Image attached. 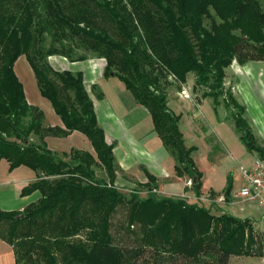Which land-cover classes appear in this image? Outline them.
Returning a JSON list of instances; mask_svg holds the SVG:
<instances>
[{
    "label": "trees",
    "instance_id": "16d2710c",
    "mask_svg": "<svg viewBox=\"0 0 264 264\" xmlns=\"http://www.w3.org/2000/svg\"><path fill=\"white\" fill-rule=\"evenodd\" d=\"M86 53L104 59V77L112 73L148 111L174 160L175 175L191 181L196 197L202 187L192 158L196 147H186L181 115L167 106L168 76L185 84L193 74V90L202 89L214 111L221 100L226 108L237 107L233 123L239 141L264 161V147L242 118L245 108L224 87L233 61H264L260 0H0V161L10 170L26 166L36 172L22 195L41 194L22 211H0V237L13 248L14 264H135L147 248L155 257L167 254L195 264L250 256L258 240L249 219L215 215L184 199H157L156 179L148 173L145 185L153 188L146 199L136 194L128 199L119 191L113 145L98 125L83 73L57 71L48 62L52 56L81 62ZM21 56L63 128L45 127L44 112L28 104L14 72ZM92 92L103 98L97 85ZM74 131L89 140L95 158L79 150L59 157L47 148L46 137ZM94 167L105 171L106 180L96 178ZM222 195L228 204L231 188ZM210 196L217 195L211 191ZM122 205L128 208L126 230L135 235L134 248L114 244L110 232L111 216ZM135 227L138 235L131 230Z\"/></svg>",
    "mask_w": 264,
    "mask_h": 264
},
{
    "label": "crops",
    "instance_id": "0c3cea01",
    "mask_svg": "<svg viewBox=\"0 0 264 264\" xmlns=\"http://www.w3.org/2000/svg\"><path fill=\"white\" fill-rule=\"evenodd\" d=\"M51 58L52 61H50V64L57 71L60 69L59 71L68 70L71 72L83 73L84 85L93 102L98 125L104 132L106 143L113 145L112 151L116 164V178L114 184L117 188L126 187L135 183L145 184L148 181L146 176V173H148L156 179V191H158L161 195H167L168 197H178L181 195V197L185 196V199L190 200L195 198L193 195L194 193H192L190 190V186L187 185V182L190 180L187 177H177L175 175L174 160L164 150L160 139L157 137L150 114L143 106L138 105L134 101L132 95L128 90H126L122 82L119 81L120 84L118 83L119 85L117 84L114 86L112 80H114L115 77L110 76L109 78H105L102 74V69H100L97 66V63H94L92 59L81 62H70L67 59L58 56H52ZM17 60L18 61L14 64V72L22 84L28 83V88H24L25 85L23 86L28 104L36 106L44 112L45 127L58 126L63 128L60 119L55 115L50 104L40 96L36 87L33 72L26 59L21 56ZM17 64H19L20 67H17ZM237 65L242 67V72L244 75L241 77V79H239L237 84L231 83L230 87L233 91L232 94L234 98L238 99L240 102H243V104L246 106L244 100H247L250 89L253 91V93H255V95H257V99H259L260 102L264 104V78L262 76V71L264 70V61H249L244 65ZM27 73L30 74V76L27 75ZM30 81H32V84ZM190 82L191 90L193 91L194 76H187L186 83L183 85L186 86ZM94 85H97L102 91V99L97 98L96 94L92 92V86ZM117 86L120 88V91L118 90ZM177 94L179 95L180 99H176V96H171V99H168L167 106L174 114L182 116L180 111L189 109L188 107L191 97L189 90H187L186 87L183 88V93L181 92ZM185 95L187 97H185ZM183 99L186 100L185 103L182 102ZM169 100H171V108L169 106ZM257 103L259 104L258 101ZM255 107L257 108L259 106L256 104ZM173 110L179 114L175 113ZM198 110L200 109H193L192 111L196 112ZM206 111H204V115H206L205 117L207 119L208 129L213 128L217 134H222L221 131H223L225 126L222 125V121L218 122V119H215V115H217L215 113L216 111L213 109L214 114L211 112V110H209L208 113ZM246 116H248V118L251 117V120L248 119L250 122L249 125L253 130L252 133L256 141L259 145L264 147V112L261 111L260 113H256L254 116L252 112L247 109ZM131 117L133 120L135 117L137 118L136 123L145 121L142 122L144 125L139 123L132 124L131 121H128ZM185 125L188 127L186 133H188L189 136L190 134L192 136L187 137V139L193 140L194 137L199 138L202 135L201 137L203 140H205L204 134L207 130L201 125L200 122L194 118L192 120L186 118L184 121V126ZM195 125H197V127L199 125V131L196 130ZM182 135L184 138L185 135L183 133ZM236 139L237 141L233 140V146H229V148L227 147L233 159H238L246 151L243 144L239 141L238 136ZM44 141L47 145V148L57 154L59 157H63L64 154H69L71 150L85 151L90 153L94 158L96 157L89 140L83 134L76 131L63 138L49 136L46 137ZM184 142L188 148L196 147L195 145H189L186 143L185 138ZM252 154L255 155V160L259 159L256 153ZM262 162L264 163V161ZM253 163L250 166H252ZM94 169L97 170L99 168L94 167ZM36 179V172L30 168L26 166H19L13 170H10L9 163L6 160H1L0 211H22L29 204L38 201V199L41 197L39 191H34L29 195H22V190L24 187L28 186ZM209 187L212 186H208V189L204 194L201 191L202 196H207L211 191H215L210 190ZM179 189H181V192H176ZM212 189L214 188L212 187ZM220 189L222 188H219L218 192H215L217 195L215 202L221 204L220 207L223 210V207L227 204L224 202L222 195L223 190ZM236 193V191L231 192V200L229 202L230 204H232L233 200H235V202L246 203L250 205L247 213L242 214L244 216L240 215L244 218L240 219H249L255 231L264 233V207L259 205L254 200L242 199L238 197ZM211 210L213 211V208H211ZM223 212L225 211L223 210ZM232 257L233 256L230 258ZM14 263L15 258L13 248L0 237V264Z\"/></svg>",
    "mask_w": 264,
    "mask_h": 264
},
{
    "label": "rangeland",
    "instance_id": "374dc122",
    "mask_svg": "<svg viewBox=\"0 0 264 264\" xmlns=\"http://www.w3.org/2000/svg\"><path fill=\"white\" fill-rule=\"evenodd\" d=\"M260 2L262 5V8L264 9V0H260ZM80 53H84V51L81 50ZM86 55H87L86 60L92 59L94 63H97V66L100 69H102V72H103L102 74L104 76V71H105V66H106L105 60L102 58H98L94 54L86 53ZM50 61H52L51 57L48 58L49 64H50ZM237 64L236 62H233L232 65L227 69L226 78L224 80V87L227 90L231 86V83L237 84L239 79H241V77L244 75L242 72V67H239ZM18 66L19 64H17V67ZM27 75L30 76V74L28 73ZM191 75L193 76V74ZM191 75H188V76L191 77ZM262 76L264 78V70L262 71ZM112 81L114 83V86H116L118 83L120 84L119 80H117L116 77ZM30 83L32 84V81H30ZM263 83H264V79H263ZM23 86L24 88H28V83L23 84ZM184 87H186L187 90H189L191 99H190L189 107L188 106L187 107L191 110L184 109V111L182 110L180 111L182 113V116H181L182 118L179 122V127H180L181 132L185 135L184 138L186 140V143H188L189 145L196 146V150L192 154V158L196 164V167L200 170L203 176V185L201 189L202 193L204 194L206 192V190L208 189L207 188L208 186H212L214 188L212 189V187H209L210 190H215L213 191L214 193L218 192L219 188H222L220 190H224L228 186L231 188V192L233 191L237 192L239 188L243 185L242 171L243 170L247 171L248 169H250L251 168L250 165L256 159L255 155H253L252 153L246 152V151L238 159H233L230 152L228 151L229 146H233L232 145L233 140L237 141L236 137L238 135L236 134V131H235V127L233 123V116L238 115L239 109L235 107L234 105H231L230 103H229V107L226 108L225 107L226 101L224 100H221L220 105L216 107L215 113L217 115H215L216 117L215 116L214 117L215 119H218L217 120L218 122L222 121L223 123L222 125L225 126L223 131H221L222 134L220 133L222 135L221 136L219 133L217 134L213 128L208 129L207 119L205 117L206 115H204L205 114L204 111L206 110H207L206 111L207 113L209 110H211L212 113L214 112L213 102L210 99L202 96V93H203L202 89L192 91L191 82L185 86L183 84H179V82L176 81L172 76H168L167 83L164 85L165 93L167 94V103H168V99L169 98L171 99V96H176L177 97L176 99H180L177 93H181V92L183 93ZM118 90L120 91L119 87H118ZM231 92L233 93L232 89H231ZM234 99L237 101V104L239 106L242 107L244 105L243 102H240L236 98ZM256 100L259 102V104L257 103ZM244 101L246 103L247 108L244 105L245 113L242 116V118H244L249 125L250 124L249 120H251V117L248 118V116H246V110L247 109L250 110L252 114L255 116L256 113H260L261 111L264 112V104L261 103L259 99H257V95H255V93H253V91L250 89H249V96L247 97V100H244ZM182 102L185 103L186 100L183 99ZM255 102L259 107L257 108L255 107L256 106ZM171 105H172L171 100H169L170 108H171ZM193 109H200V110L193 112L192 111ZM173 111L177 113L175 110ZM186 118L191 119V120L194 118L195 120L201 123V125L207 130L204 134L205 140H203V138L201 137L202 135L199 138L194 137L193 140L187 139V137H192V136L191 134L189 136V134L186 133L187 132L186 130L188 128L186 125L184 126V121ZM136 119L137 118L135 117V119L133 120V118L131 117L128 121H131L132 124L139 123L141 125H144V123L142 122H145V121H140L136 123ZM150 125H151V122H150ZM195 128L197 131H199V125L198 127L197 125H195ZM251 131H253L252 128H251ZM32 140L37 141L35 137H33ZM94 171H95V175L97 179L106 180V173L103 169L101 168L97 170L94 169ZM187 185L191 187V181H188ZM122 188H118V189L123 195H125L126 198L130 199L133 194H136V196L139 199L143 200L148 197L149 189L153 188V186L152 185L146 186L145 184L135 183L133 185H129V186L122 187ZM169 192H173V191H169ZM176 192L178 193L181 192V189H179ZM152 193L157 199L168 197L167 195H161L158 191H156V189H153ZM171 197H173L174 199H184L187 201V203H190V204L197 203L199 206H203L205 208H210V209L213 208V211L211 210V213L215 215H221L222 213H224L223 212L224 210L227 214L229 213L231 216H234L236 218H244L242 217L244 216L242 214H246L250 206L246 203H239L233 200L232 204L229 203L225 205L222 210L220 207L221 204L215 202L216 197H211L210 194L207 196L205 195L202 196L200 194L199 197H196L194 195L195 198H193L192 200L185 199V196L181 197V195L178 197L170 196V198ZM127 213H128V208L125 207L124 205L119 206L116 209V211L113 213L110 219V224H111L110 232L113 236L114 244H117L119 246H122L128 249V248H134L136 246V241L134 240L135 235H133L131 232H128L126 230ZM131 230H133L134 234L138 235L137 227ZM255 233L257 234L258 245L254 246V249L252 252L253 255L251 254L250 256H241V257L233 256L232 258H229L227 264H264V233H260L258 231H255ZM259 244H261L262 246L261 254L259 253V250H257V248L259 247ZM206 259L208 260V259H213V258L207 257ZM20 261L22 263V260ZM135 264H195V263H193L192 261H189L188 259L182 258V257H169L167 254L161 255V257H155L153 252L149 248H147L142 256L135 259Z\"/></svg>",
    "mask_w": 264,
    "mask_h": 264
},
{
    "label": "built area",
    "instance_id": "2783aa9c",
    "mask_svg": "<svg viewBox=\"0 0 264 264\" xmlns=\"http://www.w3.org/2000/svg\"><path fill=\"white\" fill-rule=\"evenodd\" d=\"M242 179L243 185L237 191V196L254 200L264 207V163L259 159L255 160L250 169L242 171Z\"/></svg>",
    "mask_w": 264,
    "mask_h": 264
},
{
    "label": "water",
    "instance_id": "95a60500",
    "mask_svg": "<svg viewBox=\"0 0 264 264\" xmlns=\"http://www.w3.org/2000/svg\"><path fill=\"white\" fill-rule=\"evenodd\" d=\"M111 76H112V74H111ZM21 216V215H20Z\"/></svg>",
    "mask_w": 264,
    "mask_h": 264
}]
</instances>
